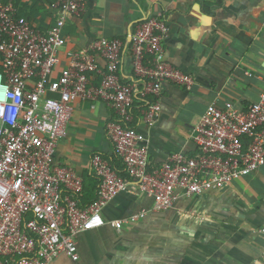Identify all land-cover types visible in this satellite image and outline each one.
Wrapping results in <instances>:
<instances>
[{
  "label": "built area",
  "instance_id": "1",
  "mask_svg": "<svg viewBox=\"0 0 264 264\" xmlns=\"http://www.w3.org/2000/svg\"><path fill=\"white\" fill-rule=\"evenodd\" d=\"M50 1L56 16L42 30L18 13L16 0H0V264H48L60 254L77 260L80 232L106 223L120 228L145 215L105 221L103 206L120 192L136 189L153 199V209L165 210L179 197L223 189L264 164L263 86L259 98L246 105H208L195 125V154L173 153L149 170L148 147L132 125L134 101L140 102L143 121L151 123L159 115L164 82L193 83L165 59L164 16L156 12L137 21L127 44L116 37L99 39L86 51L69 52L65 67L51 79L65 43L64 24L83 14L86 0ZM124 49L130 81L119 75ZM96 72L101 81L93 85ZM76 99L113 109L105 131L125 172L118 176L107 159L92 153L89 169L99 184L95 199L83 207L70 195H82L81 177L52 164Z\"/></svg>",
  "mask_w": 264,
  "mask_h": 264
},
{
  "label": "crops",
  "instance_id": "2",
  "mask_svg": "<svg viewBox=\"0 0 264 264\" xmlns=\"http://www.w3.org/2000/svg\"><path fill=\"white\" fill-rule=\"evenodd\" d=\"M50 2L16 0V5L20 15L46 30L56 16ZM156 12L168 24L165 59L193 83L164 82L159 115L151 123L143 121L140 102L134 101L132 125L148 147L149 170L173 153L195 154V125L208 105H246L264 86V0H86L83 14L64 24L65 43L51 79L65 67L69 52L86 51L99 39L127 44L133 25ZM127 54L124 49L119 65L123 81L134 78ZM90 78L93 85L101 81L99 72ZM114 116L102 101L91 107L76 99L52 164L72 168L88 183L90 155L113 153L105 127ZM141 211L145 215L120 228L106 223L80 232L78 259L60 254L48 264H264V164L223 189L179 197L165 210L153 209V199L136 189L120 192L101 215L109 221Z\"/></svg>",
  "mask_w": 264,
  "mask_h": 264
},
{
  "label": "trees",
  "instance_id": "3",
  "mask_svg": "<svg viewBox=\"0 0 264 264\" xmlns=\"http://www.w3.org/2000/svg\"><path fill=\"white\" fill-rule=\"evenodd\" d=\"M149 59V57H148ZM108 140L110 141L109 137L107 136ZM111 143V141H110ZM112 145V143H111ZM112 150L113 153L111 154H103L101 152H97L100 153V155L107 159L109 161V163L111 164V166L114 168V170L116 171L118 176H125V172H124V168H123V164L122 161L120 159V157L118 156V154L115 152L114 146L112 145ZM92 177L91 180L87 183L84 181L83 183V190H82V195H74V194H70L72 198H74L77 202L78 205L83 207L88 205L89 203H91L95 197H96V191H97V187L99 184V179L98 176H96L95 174L91 173Z\"/></svg>",
  "mask_w": 264,
  "mask_h": 264
},
{
  "label": "water",
  "instance_id": "4",
  "mask_svg": "<svg viewBox=\"0 0 264 264\" xmlns=\"http://www.w3.org/2000/svg\"><path fill=\"white\" fill-rule=\"evenodd\" d=\"M131 38V31H129L128 36H127V40L130 41Z\"/></svg>",
  "mask_w": 264,
  "mask_h": 264
}]
</instances>
